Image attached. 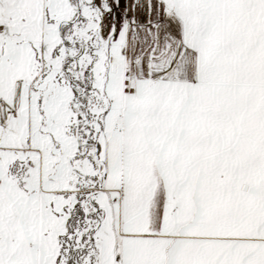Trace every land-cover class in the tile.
<instances>
[{
    "label": "snow or ice",
    "instance_id": "6c2138e0",
    "mask_svg": "<svg viewBox=\"0 0 264 264\" xmlns=\"http://www.w3.org/2000/svg\"><path fill=\"white\" fill-rule=\"evenodd\" d=\"M0 264H264V0H0Z\"/></svg>",
    "mask_w": 264,
    "mask_h": 264
}]
</instances>
